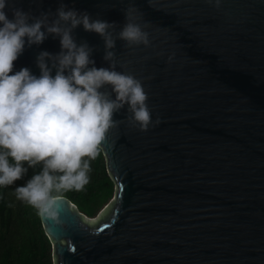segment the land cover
<instances>
[{
    "label": "water",
    "instance_id": "obj_1",
    "mask_svg": "<svg viewBox=\"0 0 264 264\" xmlns=\"http://www.w3.org/2000/svg\"><path fill=\"white\" fill-rule=\"evenodd\" d=\"M60 2L14 6L35 16ZM62 2L115 22L113 36L133 13L150 43L117 39L112 59L141 79L158 122L142 131L114 113L100 147L115 194L97 216L63 195L55 221L39 215L54 264H264V0ZM73 35L107 66L99 34L78 25ZM41 50L58 52L59 38L26 46L13 71L39 75Z\"/></svg>",
    "mask_w": 264,
    "mask_h": 264
},
{
    "label": "clouds",
    "instance_id": "obj_2",
    "mask_svg": "<svg viewBox=\"0 0 264 264\" xmlns=\"http://www.w3.org/2000/svg\"><path fill=\"white\" fill-rule=\"evenodd\" d=\"M14 4L15 0H0V188L20 179L28 167L40 165L14 194L38 215L55 221L60 193L81 190L88 183L90 160L116 124L114 113L124 109L130 113L129 123L142 131L158 122L153 121L141 79L118 71L112 59L117 39L144 46L150 41L127 10L113 36L115 22L66 7L62 0L55 12L35 16ZM78 25L102 38L106 67L95 65L87 41L77 43L73 30ZM49 35L59 38V51L38 52L39 75L28 67L13 71V61L24 48L39 45Z\"/></svg>",
    "mask_w": 264,
    "mask_h": 264
},
{
    "label": "trees",
    "instance_id": "obj_3",
    "mask_svg": "<svg viewBox=\"0 0 264 264\" xmlns=\"http://www.w3.org/2000/svg\"><path fill=\"white\" fill-rule=\"evenodd\" d=\"M27 166V162H22ZM40 165L28 167L25 174L11 185L0 188V264H54L51 242L40 216L32 206L17 200L14 189L23 185ZM89 181L81 190L60 193L87 217H95L115 194L106 157L99 146L97 156L90 160Z\"/></svg>",
    "mask_w": 264,
    "mask_h": 264
},
{
    "label": "snow or ice",
    "instance_id": "obj_4",
    "mask_svg": "<svg viewBox=\"0 0 264 264\" xmlns=\"http://www.w3.org/2000/svg\"><path fill=\"white\" fill-rule=\"evenodd\" d=\"M74 219H69L65 222L66 224V231H65V235L71 236L73 234V232L77 229L78 227V222H77V218L75 216V214H73ZM106 226V225H105ZM97 231H99V228L97 229ZM74 251V247H72L71 245L69 246V248L64 249L63 251Z\"/></svg>",
    "mask_w": 264,
    "mask_h": 264
}]
</instances>
